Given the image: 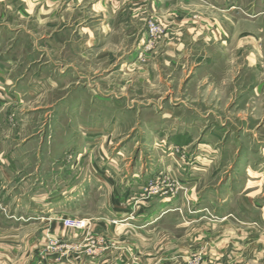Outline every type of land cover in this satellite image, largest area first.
<instances>
[{
    "label": "rangeland",
    "instance_id": "374dc122",
    "mask_svg": "<svg viewBox=\"0 0 264 264\" xmlns=\"http://www.w3.org/2000/svg\"><path fill=\"white\" fill-rule=\"evenodd\" d=\"M151 19L165 24L156 16L148 22ZM148 22L136 60L139 62L130 73L120 71L110 79L104 76L108 68L98 66L94 53L85 60L80 53L61 52L54 55L56 65H41V61L47 62L46 56L42 59V53L29 50L36 40L43 42L46 32L41 28L36 38L25 33L7 35L8 43L14 38L22 41V50L18 51L22 59L15 76L25 77L20 84L24 97L0 98V151L29 159L28 163L10 162L4 170L11 173L10 184L23 182L27 201L35 196L39 204V219L44 223L41 221L33 233L39 239L36 251H44L42 262L47 256H62L64 252L70 257L81 250L93 252L101 244L107 248L101 235L112 234L109 221L115 213L117 196L111 192L110 165L118 155L139 171L147 170L151 178L134 195L118 194L119 213H127L128 207L139 215L142 205L152 198L176 197L180 193L185 184L179 176L158 170L164 157H194L188 165L190 170H182L184 174L196 169L207 174L212 168L198 192L219 186L223 177L236 173L238 168L241 176L261 175L264 192V94L262 98L254 97V70L235 72L227 78L223 73L226 70L219 67L215 73L200 72L197 85H190L188 66L176 68L161 59L159 44L166 30L160 39H154L149 35ZM42 76L48 77L44 78L47 82L41 81ZM37 79L40 82L33 91L38 97L32 98L27 92ZM188 108H198V113L192 114ZM195 123L196 137H202L198 143L204 146L196 143L185 150L172 144L181 132L194 133ZM213 136L217 144L204 141ZM255 138L261 143L256 145ZM247 167H252L250 172H245ZM190 200L186 196L187 211H191ZM30 212L27 203L15 213L26 218ZM9 214L12 212L7 211ZM47 219L59 226L58 231L63 230L61 234L66 232L64 240L50 235L51 228L43 225ZM64 220L83 222L84 227L69 229ZM102 221L109 227L98 225ZM29 229L26 234L31 233ZM161 229L166 234L181 231L174 223L163 224Z\"/></svg>",
    "mask_w": 264,
    "mask_h": 264
},
{
    "label": "crops",
    "instance_id": "0c3cea01",
    "mask_svg": "<svg viewBox=\"0 0 264 264\" xmlns=\"http://www.w3.org/2000/svg\"><path fill=\"white\" fill-rule=\"evenodd\" d=\"M151 16L166 26L162 45L159 44L162 61L176 68L188 66L190 85H197L200 72L215 73L219 67L226 70L223 73L227 78L251 69L255 76L254 97H263L264 0H0V98L24 97L20 84L25 77L15 76L22 59L18 54L22 41L14 38L8 43V33L36 38L41 28L46 32L43 42L36 40L29 45L31 52L42 53V59L46 56L47 62L41 61V65H56L54 55L61 52L80 53L85 60L94 53L98 66L108 68L104 76L110 79L120 71L130 73L139 62L136 60ZM170 58L174 60L167 62ZM44 78L48 77L42 76L41 81H46ZM39 82L40 79L31 82L32 90L27 92L30 97H38L33 89ZM216 82L214 79L213 84ZM188 109L198 113V108ZM197 127V123L193 124L192 134L181 132L172 144L185 150L193 147L202 140L196 137ZM212 139L204 141L217 144L216 138ZM254 143L258 145L261 140L255 138ZM163 159L158 170L173 172L185 184L176 197L152 198L142 205L139 215L128 207L127 213H119L118 194L134 195L151 178L147 170L139 171L118 155L110 165L111 192L117 196L115 213H111L109 221L112 234L101 235L107 248L101 244L93 252L81 250L72 253L73 257L64 252L62 256H47L42 262L44 251H36L39 239L33 233L41 221L44 223L39 219V204L35 196L27 201L23 182L10 184L11 173L4 170L10 162L28 163L29 159L0 151V264H264L261 175L241 176L238 168L236 173L223 177L219 186L198 192L211 167L207 174H200L198 169L184 174L182 170H190L188 165L194 157ZM17 195L20 198L15 199ZM184 196L191 197V211L186 210ZM27 203L31 211L28 217L15 213ZM7 211L12 214L7 216ZM45 223L51 228V236L64 240L65 230L61 234L63 230L58 231L56 223L48 219ZM166 223H174L175 229L182 232L163 233L161 226ZM98 225L109 227L105 221ZM28 228L30 234L25 233ZM123 231L127 233L121 234ZM70 258L77 261L70 262ZM56 259L61 260L55 262Z\"/></svg>",
    "mask_w": 264,
    "mask_h": 264
},
{
    "label": "built area",
    "instance_id": "2783aa9c",
    "mask_svg": "<svg viewBox=\"0 0 264 264\" xmlns=\"http://www.w3.org/2000/svg\"><path fill=\"white\" fill-rule=\"evenodd\" d=\"M166 28L165 24L160 23L156 19H151L148 22V32L150 37L160 39L161 36L164 34ZM63 224L65 227L69 229H80L84 227V223L74 221V220H64Z\"/></svg>",
    "mask_w": 264,
    "mask_h": 264
}]
</instances>
